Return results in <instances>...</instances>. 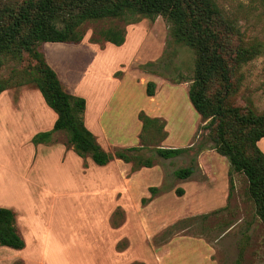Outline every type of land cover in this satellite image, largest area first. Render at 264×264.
Here are the masks:
<instances>
[{"label":"rangeland","instance_id":"rangeland-1","mask_svg":"<svg viewBox=\"0 0 264 264\" xmlns=\"http://www.w3.org/2000/svg\"><path fill=\"white\" fill-rule=\"evenodd\" d=\"M216 1L236 18L244 39L262 43V51L232 76L235 91L228 102L264 113V0ZM111 24L124 26L122 44L90 40L93 28ZM83 30L78 43H43L47 62L67 92L86 100L84 122L102 149L113 154L118 147H140L139 152L163 170V188L172 184L174 191L155 195L159 197L147 207L155 197L149 190V197L143 190L122 195L113 190L121 189L122 179L108 181L110 185L94 180L106 171L127 176L131 164L106 168L112 159L98 165L89 155L78 156L65 130L34 142L36 133L52 128L56 114L33 84H15L19 75L13 76L14 70L33 63L27 53L21 61L6 57L0 78L11 79V84L0 93V206L14 212L24 249L0 246V264L66 262L56 254L49 259L40 254L43 246L49 252L54 246L67 247L69 264H141L137 261L163 251L184 250L190 252L188 263L197 264L192 254L203 246L193 237L212 246L218 264H264V223L248 195L247 178L216 152L205 128L207 120L187 95L194 51L173 41L162 16L87 21ZM147 81L155 83L153 96L145 93ZM139 111L163 120V139L154 132L157 140L150 142L151 128L143 136L144 144ZM159 146L186 150L162 158L155 152ZM259 146L264 151V138ZM182 167L192 172L184 182L174 183V171ZM157 176L154 169L143 180L149 178L155 185ZM177 184L187 190L184 197L176 193ZM118 202L125 210L112 208ZM29 224L35 227L25 229ZM39 229L48 241L58 239L60 245H41Z\"/></svg>","mask_w":264,"mask_h":264},{"label":"trees","instance_id":"trees-1","mask_svg":"<svg viewBox=\"0 0 264 264\" xmlns=\"http://www.w3.org/2000/svg\"><path fill=\"white\" fill-rule=\"evenodd\" d=\"M134 16L164 17L173 41L194 51L193 76L187 89L189 101L201 119L207 120L205 128L209 129L216 152L227 157L235 171L245 174L248 195L264 223V152L257 144L264 137V113L251 108L241 110L228 102L229 95L235 91L232 76L243 63L262 51V43L244 39L236 18L216 0H0V67L6 57L21 61L26 52L33 63L21 71L14 70L13 76L19 75L15 84H33L56 114L52 128L36 133L32 140H48L53 131L65 130L75 153L81 157L89 155L98 165L113 157L130 163L131 172L153 165V159L140 153L137 146L118 147L113 154L102 149L85 125V99L63 88L42 47L45 42L78 43L87 21H123ZM90 40L120 45L125 40L124 26L93 28ZM10 84L11 79L0 78V93ZM154 86L153 81L146 82V95H154ZM137 117L141 121L143 142V136L151 128L150 142L157 140L154 132L161 139L166 136L162 119L143 111ZM185 150V147L155 148L162 158L177 156ZM191 172V167H182L174 175L186 178ZM148 190L155 196L164 188L150 186ZM176 193L181 195L182 188H177ZM0 246L17 250L24 247L14 212L3 206H0Z\"/></svg>","mask_w":264,"mask_h":264},{"label":"crops","instance_id":"crops-1","mask_svg":"<svg viewBox=\"0 0 264 264\" xmlns=\"http://www.w3.org/2000/svg\"><path fill=\"white\" fill-rule=\"evenodd\" d=\"M85 103H86V100H85ZM102 125H105V124H101V126ZM262 138H264V137H262ZM262 138H260V139H262ZM260 139L257 141L258 146H259V143H260ZM123 146H126V145H123ZM259 148H260V146H259ZM69 150H72V149L70 148ZM113 164H114V166L119 167V168H120V166L130 165V163H126V162H123L122 160H120L118 158H114L108 164H106L105 167L107 168L108 165L110 166V165H113ZM154 169L157 170V172H158V176L156 178L157 179V182H156L157 184H155V185L150 184V182H148V181H150L149 178L143 180L145 174L150 173V171L154 170ZM117 178L122 179V187H121V189H119V188L118 189L117 188L113 189L118 194L124 195V194H127V193L131 192V191L139 192V190H143L144 192H142V194L145 196L146 191L148 190V188L150 186L163 187L162 184H163V181H164V172L157 164H154L151 167L142 166V167H140L139 169H137L135 171H132V172L130 171L127 176L125 175V173H120L119 171L115 172V173L106 171V172L101 173L99 175V177H95L94 180L95 181H99V183H101L102 179H104V180H106L108 182V181H111V180H116ZM141 181H143V182H141ZM178 181L184 182V178H179V179L176 178L174 183H177ZM221 182L223 184L222 193H225V191H227V189H226V181H225V179L222 178ZM108 185H110L109 182H108ZM177 185H179V184H177ZM179 187L182 188L183 193L181 194V196L184 197V193H186L187 190L184 189V186H182V185L181 186L179 185ZM173 189L174 188H173L172 184H170L167 189L164 188V191L159 193V196L163 195V194H166V193H171L172 191H174ZM139 195H141V194H139ZM159 196H155V197L151 198V200L147 203L146 206L147 207L150 206L152 204V202ZM145 197H149V196L147 195ZM116 206H120L123 210H125L124 207L119 204V202L117 204H115L114 206H112V208H115ZM137 206L140 207V199L139 198H138ZM112 208H110V209H112ZM40 226L42 227L44 225L40 224ZM30 227L31 226L29 224L27 227H24V228L25 229H31V228H33L35 226H33L31 228ZM39 232H40V235H39ZM39 232H38V230L36 231V233L38 234L39 238L42 240L41 245H60L58 239H55L54 242L48 241L49 236L46 235V233H45V231L43 229H39ZM184 237H186V236H184ZM191 237H193V236H191ZM184 239H186V238H184ZM192 239H194L196 242H201V244L203 246L201 248L197 247V249H199V251H196V252L194 251L196 254L195 253L192 254L193 256L196 257V259L198 261L197 264H218L216 259L213 258L214 249L212 248V246L207 244L204 241V239H202V238L193 237ZM184 243H186V242H184ZM50 251L51 252L48 251V247L47 246H43V247H41L40 254H42L45 257L48 256V259H49L50 255L52 256V255L56 254L58 257H63L64 258V261H66L64 264H69V263L72 262V260H70L71 253H69V249H67V247H62L61 248V246H54L53 248H50ZM188 256H190V252L187 251V250H184V252L163 251L162 253H159L158 255L157 254L154 255L153 258L149 257L147 260L146 259L143 260V261L138 260L137 262H143L144 264H190V263H188ZM73 264H75V261H73ZM79 264H82V263H79Z\"/></svg>","mask_w":264,"mask_h":264}]
</instances>
